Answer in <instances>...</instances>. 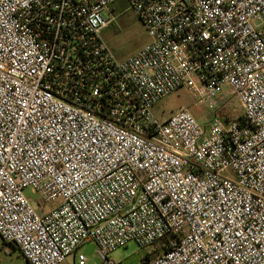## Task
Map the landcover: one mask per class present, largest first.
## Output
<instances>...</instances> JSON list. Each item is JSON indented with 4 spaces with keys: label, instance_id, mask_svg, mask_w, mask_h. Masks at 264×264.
Masks as SVG:
<instances>
[{
    "label": "built area",
    "instance_id": "built-area-1",
    "mask_svg": "<svg viewBox=\"0 0 264 264\" xmlns=\"http://www.w3.org/2000/svg\"><path fill=\"white\" fill-rule=\"evenodd\" d=\"M118 1L150 37L124 60L100 38ZM181 89L204 125L154 115ZM0 239L27 264L130 241L148 264H264V0H0Z\"/></svg>",
    "mask_w": 264,
    "mask_h": 264
},
{
    "label": "rangeland",
    "instance_id": "rangeland-1",
    "mask_svg": "<svg viewBox=\"0 0 264 264\" xmlns=\"http://www.w3.org/2000/svg\"><path fill=\"white\" fill-rule=\"evenodd\" d=\"M113 21L103 29L100 38L105 41L118 60H124L135 54L138 50L150 42V37L142 23L122 2H115L109 9ZM220 100L225 103V108L234 118L242 115L241 104L235 95L230 92L227 86L220 88ZM186 108L193 117L204 125L212 115L208 106L198 102L185 89L170 94L159 102L154 108L153 113L157 118H165L176 112L179 108ZM33 206L42 212L50 209V205H42L37 195H30ZM153 247L141 248L136 242L130 241L126 246L121 247L109 255V258L115 264H142V259L151 255ZM85 257L86 264H103L97 254L94 243L88 242L82 244L77 249ZM0 264H27L19 251L11 245L5 244L0 239ZM62 264H77L73 262L72 256Z\"/></svg>",
    "mask_w": 264,
    "mask_h": 264
},
{
    "label": "trees",
    "instance_id": "trees-1",
    "mask_svg": "<svg viewBox=\"0 0 264 264\" xmlns=\"http://www.w3.org/2000/svg\"><path fill=\"white\" fill-rule=\"evenodd\" d=\"M221 111L223 113V116L224 118L228 119V118H231L232 115L230 114L229 111L226 110L225 108V103L223 102L222 103V107H221ZM167 243V240H163L159 245H158V250L157 252H160L161 250L164 249V244ZM6 244V243H5ZM8 245H11L12 247H14L15 249H17L14 245L12 244H8ZM154 256V253H152L151 255H147L145 256L143 259H142V264H148L149 260Z\"/></svg>",
    "mask_w": 264,
    "mask_h": 264
},
{
    "label": "crops",
    "instance_id": "crops-1",
    "mask_svg": "<svg viewBox=\"0 0 264 264\" xmlns=\"http://www.w3.org/2000/svg\"><path fill=\"white\" fill-rule=\"evenodd\" d=\"M69 257H70V256H69ZM67 259H68V258H67ZM67 259H66V260H67ZM72 259H73V262H74V257H73V255H72Z\"/></svg>",
    "mask_w": 264,
    "mask_h": 264
}]
</instances>
